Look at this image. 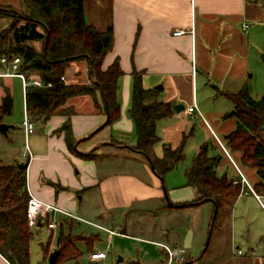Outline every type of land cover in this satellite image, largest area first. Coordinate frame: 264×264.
<instances>
[{"label":"crops","instance_id":"obj_1","mask_svg":"<svg viewBox=\"0 0 264 264\" xmlns=\"http://www.w3.org/2000/svg\"><path fill=\"white\" fill-rule=\"evenodd\" d=\"M98 1L102 4L103 0ZM107 2L109 17L106 25L113 26L114 42L106 54L102 67L107 69L118 59L123 72L119 78L117 92L121 108L120 117L105 126L107 116L97 110L92 98H74L69 105L73 104L76 109V113L70 118L72 135L78 143L77 148L74 146L75 150L69 148L65 132H59L67 116L57 113L42 122L32 119L36 124L35 131L27 139L24 133L25 142L22 144L20 154L14 156L12 163L6 164L28 162V191L40 200L74 215L57 212L43 218L41 227L32 228L36 235L33 239H41L42 227L47 225L52 235L58 228L65 233H71L77 237V245H86L89 253L103 251L94 246L97 235L72 233L73 225L77 221H83L91 227L108 232L110 240L111 235H122L159 246L168 245L165 242L167 236L164 239H155L121 230L124 227L121 220L125 215L128 217L142 215L141 217H144L142 225L148 223L145 220L148 214L155 213L166 200L165 178L171 174V171L168 172L163 182L152 170L146 157L134 149L138 141L136 124L130 113L134 70L142 73V82L146 88L160 89L158 99L170 103L174 111L170 116L157 121V133L160 137V141L155 145L157 156H163L165 146L176 148L184 139L186 149L192 140L191 137H195L197 131L195 128L198 126L204 129V138L193 144L196 154L201 149H207L210 156H219L217 167L219 176L226 175L233 180L225 170L228 165L242 176L240 181L234 179L240 185L239 196L234 200L224 199L223 205L225 206L224 202L228 201L227 203L230 202L235 210L243 197L249 194L248 196L252 197L264 211L262 195L254 189V184L260 179L253 183L248 179L239 166V155L227 147L225 139L239 123L235 113L228 111L231 108L235 109L236 106L230 95L238 94L245 88L249 91V79L252 77L254 64L258 62V54L264 51V0ZM0 4L18 6L16 3ZM85 13L86 20L102 30L87 12L86 6ZM246 24L248 27H245ZM0 26L1 29L6 27L3 24ZM176 29L185 32L176 36L174 35ZM33 43L41 47V42ZM3 69L1 68L0 72ZM66 74L73 81H80L78 77L84 76L86 80H82V83H86L89 81L88 62L85 60L73 62ZM19 85L22 89L24 118L27 111L26 95L19 77L0 76V104L5 89L8 88L13 95L16 94ZM249 93L252 94L251 88ZM97 98L100 102V95ZM177 104L184 106L179 112L175 110ZM194 104L197 105L198 111L188 113L186 109ZM5 117L3 122L13 126L14 124L5 120ZM232 118L234 121L227 127L225 121ZM19 126L23 132L22 121ZM124 148L129 151L125 153ZM24 154L28 157L24 158ZM4 159L0 152V160ZM128 165L131 168L128 169ZM243 176L251 187L243 182ZM187 181L185 175L180 186L173 185L169 190L172 203L181 205L179 207L199 197L196 189L188 185ZM51 216L58 221L55 228L48 227L46 220L51 221ZM115 224H118L120 230L116 229ZM233 225L235 228L234 217L232 229ZM147 227L153 229L150 225ZM66 228L69 229L65 231ZM58 236L59 233L56 236V246L53 248L55 250L58 246ZM185 237L186 232L181 234L180 229L177 233L174 232L175 247H179L180 241H182L180 247H184ZM238 254L241 258L240 264H246L247 257H242L243 252ZM256 256H260L259 262L264 264V254ZM88 258L89 263L98 264L107 256L100 260H91L90 256ZM218 259L219 257L215 258ZM250 263H253L251 259ZM0 264L12 263L0 253ZM216 264L220 263L217 261Z\"/></svg>","mask_w":264,"mask_h":264},{"label":"trees","instance_id":"obj_2","mask_svg":"<svg viewBox=\"0 0 264 264\" xmlns=\"http://www.w3.org/2000/svg\"><path fill=\"white\" fill-rule=\"evenodd\" d=\"M18 7L0 4V20L10 19L8 26L0 29V58L20 56V70L29 80L40 77L45 85L30 84L26 90V107L35 121H46L53 114H63L67 120L59 129L64 131L70 149L75 150L76 139L71 131V116L76 113L70 104L74 98L90 97L98 111L106 114V125L121 114L117 100L119 78L123 74L118 59L107 69L102 65L113 46L114 30L109 25L99 30L86 20L85 0H18ZM33 42H41V47ZM88 62L89 84H69L62 79L73 62ZM3 65L0 63V69ZM51 85H47V83ZM160 89L146 88L142 73L134 70L133 97L130 113L135 121L138 141L134 149L141 153L164 182L165 175L185 158L186 139L176 148L164 147L163 156H157L155 145L160 141L157 121L174 111L170 103L158 99ZM98 95L101 101H98ZM236 103L235 115L239 119L236 129L225 136L227 147L239 155L242 166L255 168L260 180L254 184L259 195H264V94L255 99L245 88L230 95ZM14 97L6 88L0 104V124L11 115ZM87 157V155H85ZM219 156H210L201 149L187 167V184L194 187L197 199L184 206L196 205L211 199L215 206L213 229L222 222L223 200L236 199L240 185L226 175L219 176ZM29 192L27 167L17 164L0 165V253L12 264L30 263V241L35 231L26 216ZM170 207L181 205L168 202ZM50 219H47L49 222ZM60 254L56 262L76 261L83 251L77 245V237L60 231L57 239ZM50 245V244H49ZM45 251L50 253V246ZM187 259L183 262L186 264ZM55 262V263H56ZM97 264V263H89Z\"/></svg>","mask_w":264,"mask_h":264},{"label":"rangeland","instance_id":"obj_3","mask_svg":"<svg viewBox=\"0 0 264 264\" xmlns=\"http://www.w3.org/2000/svg\"><path fill=\"white\" fill-rule=\"evenodd\" d=\"M103 1L106 2L103 3ZM103 1L102 4H100L98 0H85L87 12L93 17L97 25H99L98 27L102 30L107 28L106 22L109 17L108 0ZM0 3L18 4L19 1L0 0ZM9 21L10 19L6 18L3 19L0 24L7 26ZM78 79L80 81H73L67 74L65 75V81L69 84H89L90 82L87 81L86 83H82V80H86L84 76H79ZM249 85L252 91L251 95H254L253 97H261L264 94V51L258 54V62L254 64L252 77L249 79ZM21 91L22 89L19 85L16 94H13L14 110L11 115L5 117V120L14 125L8 129L6 134L0 131V152L5 158L4 161L0 160V165L12 163L14 161V156L20 154L22 144L25 142L24 131L22 132L19 126L23 118ZM234 110L235 109L231 108L228 111L231 113ZM233 121V118L232 120L225 121L226 126H230ZM195 130H197L195 137H191L192 140H190L185 149L186 156L184 160L181 161L176 168L171 170L170 176L165 178V189L168 199L164 200V203H162L163 206L158 208L155 213L148 214V217L145 219L148 221L146 225H142V220H144V217H141L142 215H134L131 217L125 215L123 220H121V225L124 226L121 230L155 239H164L167 236L165 242L172 249L176 248V243H174L175 240L173 239L174 232L177 233L180 229L181 234L186 232L187 236L189 230H192V246L187 249L188 260L186 263L190 262L189 264H216L217 261L220 264H233V262H235L234 264H240L239 261L241 258L238 254V250L243 252L242 257H247L246 259L248 260L246 264H251L250 259L253 262L252 264H262L259 262L261 259L259 255L262 256V254H264V211L252 197L248 196L249 194H246L236 207L234 206L235 210L230 202L228 204V201H225L224 203L227 204H225L227 207L224 206L222 209V214H224V219L222 220L224 221L219 222L218 219L214 229L212 222L214 219L215 206L211 201L182 207H170L168 204V202H172L169 190L173 185L180 186L182 184V180L185 179V171L193 162L196 154V149H194L195 147L193 146L194 142L201 140V138L205 136L204 129L198 128L197 126ZM262 140L264 141V132L262 133ZM123 151L127 153L129 150L124 148ZM19 157H21V155ZM239 164L252 183L260 179L255 168L250 167L245 169L241 163ZM129 168H131V166L128 165V169ZM225 170L233 180H241L242 176L234 172L230 165H228ZM261 198L264 202L263 195ZM233 217L236 219V227L234 228V224L232 229L231 223ZM52 218L53 216H51V220ZM148 225H150L151 228L153 227V229L148 228ZM46 226L42 227L41 239H31V264H52L49 262V256L50 253L55 250L53 248L56 246V236L60 233V229H55V233L52 235ZM115 226L117 230H120L118 224H115ZM68 229L69 228H66L65 231ZM71 231L76 235H97L98 238L94 242L95 248L107 251V258L98 262V264H169L168 255L166 250H164V246H159L133 237H124L122 235H111L112 239L110 240L108 232L91 227L83 221H77L73 225ZM181 244L182 241L178 243V246L180 247ZM48 245L51 251L47 255L45 249ZM79 246L83 251V255L78 260H60L53 264H89L88 257L90 256V251L84 244ZM216 257H219V259L215 260ZM172 264L184 263L173 261Z\"/></svg>","mask_w":264,"mask_h":264},{"label":"built area","instance_id":"obj_4","mask_svg":"<svg viewBox=\"0 0 264 264\" xmlns=\"http://www.w3.org/2000/svg\"><path fill=\"white\" fill-rule=\"evenodd\" d=\"M245 27H248L246 24ZM185 31L182 29H176L174 31V35L180 36ZM21 57L20 56H14L11 58H8L7 56H2L0 58V63L3 65V70L0 72V76H13V77H19L22 80V86L24 89V93L26 95L27 87L30 84H34L37 86H43L45 85V82L40 77H35L32 80H29L26 76V74L20 70V64H21ZM62 79L65 80V76H62ZM47 85H51V83H47ZM186 111L188 113H193L195 111H198V107L196 104L189 106ZM22 127L24 129L25 137L26 139L30 134H32L35 131L36 124L28 114V112H25L24 118L22 120ZM28 146V145H27ZM223 146V145H222ZM224 150L228 153L226 148L223 146ZM27 154H24V158H27ZM243 182L247 183L249 186L250 184L246 180V178L243 176ZM234 183H237L236 180H234ZM251 187V186H250ZM29 192V191H28ZM57 212H61L64 214H67L69 216H74L72 213L60 209L54 204L46 203L42 200H40L37 196H35L33 193L29 192V199L27 202V208H26V216L28 219V224L31 228H37L38 222L41 221L45 217H50L51 214H56ZM58 224V221L54 217L51 221L48 222L49 228H55ZM164 248L167 252L169 264H172L173 261H177L178 263H183L187 259V248L185 247H176L172 249L169 245H164ZM238 252H241V250H238ZM107 256V251H94L90 253V259L91 260H100Z\"/></svg>","mask_w":264,"mask_h":264},{"label":"water","instance_id":"obj_5","mask_svg":"<svg viewBox=\"0 0 264 264\" xmlns=\"http://www.w3.org/2000/svg\"><path fill=\"white\" fill-rule=\"evenodd\" d=\"M183 107H184L183 105L177 104V105H175V110L179 112V111L182 110ZM232 113H235V110ZM10 126H11L10 124L2 122L0 124V131L6 134L8 129L10 128ZM262 129L264 130V124L262 125ZM77 145H78V143H76V145H75L76 148H77ZM27 166H28V162H20V163H18V167H20V168H26ZM152 169H153V167H152ZM164 191H165L166 199H168V196H167V193H166V189H164ZM206 201H212V200L207 198ZM215 212H216V210H215ZM38 226L39 227L42 226L41 221L38 222ZM192 238H193V231L189 230V232L187 233L185 242H184V247L185 248L188 249V248H190L192 246ZM59 254H60V250L59 249L52 251L50 253V256H49V262L52 263V264L55 263ZM189 263H186V264H189Z\"/></svg>","mask_w":264,"mask_h":264}]
</instances>
